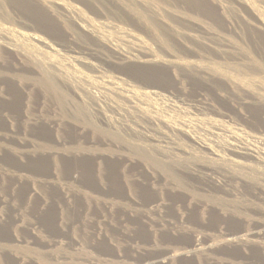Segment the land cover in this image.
Instances as JSON below:
<instances>
[{
	"label": "rangeland",
	"instance_id": "1",
	"mask_svg": "<svg viewBox=\"0 0 264 264\" xmlns=\"http://www.w3.org/2000/svg\"><path fill=\"white\" fill-rule=\"evenodd\" d=\"M262 138L264 0H0V264H264Z\"/></svg>",
	"mask_w": 264,
	"mask_h": 264
},
{
	"label": "bare ground",
	"instance_id": "2",
	"mask_svg": "<svg viewBox=\"0 0 264 264\" xmlns=\"http://www.w3.org/2000/svg\"><path fill=\"white\" fill-rule=\"evenodd\" d=\"M233 136V135H232ZM260 141L263 143V145H264V138H262V139H260ZM200 145V144H199ZM195 146V145H194ZM200 147H202V149L203 150H205V153H206V157H207V159L209 160V162L211 163L209 166H207V167H205V165L204 164H201L200 162H197V161H194L193 163H192V168H193V170H191V169H188V168H185L183 171H185V173L187 172V171H189L190 173H192V171H200V170H205V171H207V172H209V171H212V172H220V171H222V172H224V166H223V164H222V161L224 160V158L222 157V155L219 153V151L218 150H216V149H213V148H210V147H205V146H200ZM235 148V147H234ZM246 149V148H245ZM234 150H236V149H234ZM233 150V151H234ZM243 150V149H242ZM249 150V149H248ZM248 150L246 151V150H243V151H240L239 150V152L237 153L238 154V156L240 157V156H242V157H247V156H249V155H251L253 158H256V152L255 151H252V152H248ZM237 151V150H236ZM198 152H199V150H198ZM227 152V151H226ZM200 153V152H199ZM224 153V152H223ZM258 156V155H257ZM242 157H241V159H242ZM250 157V156H249ZM198 159V158H197ZM244 159V158H243ZM189 172H187V173H189ZM180 173V172H179ZM181 175V174H180ZM242 236H244V235H236V236H230V237H228V238H226V240L227 241H229V242H231V243H243V241H245V239L243 240L242 238ZM246 238V237H245ZM251 238V237H250ZM223 242H224V238H223ZM226 242V241H225ZM241 243V244H242ZM192 245H193V248L192 249H187L186 250V252H183V251H180L179 253L180 254H186V255H188V254H192V253H194L196 250H198V247L200 246V241L199 240H195V241H193L192 242ZM211 245V244H210ZM208 247V246H207ZM200 249V248H199ZM193 255V254H192ZM171 257V256H170ZM167 258L168 257H165L164 259H166V261H167ZM162 259V258H161ZM164 259L163 260H161V262L162 261H164ZM160 262V261H159ZM160 262V263H161ZM179 264V263H178Z\"/></svg>",
	"mask_w": 264,
	"mask_h": 264
}]
</instances>
